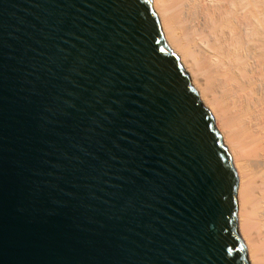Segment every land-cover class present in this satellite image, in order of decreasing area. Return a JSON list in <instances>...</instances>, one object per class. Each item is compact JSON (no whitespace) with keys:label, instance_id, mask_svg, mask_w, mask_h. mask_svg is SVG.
<instances>
[{"label":"water","instance_id":"95a60500","mask_svg":"<svg viewBox=\"0 0 264 264\" xmlns=\"http://www.w3.org/2000/svg\"><path fill=\"white\" fill-rule=\"evenodd\" d=\"M238 188L152 0H0V264H250Z\"/></svg>","mask_w":264,"mask_h":264},{"label":"bare ground","instance_id":"6f19581e","mask_svg":"<svg viewBox=\"0 0 264 264\" xmlns=\"http://www.w3.org/2000/svg\"><path fill=\"white\" fill-rule=\"evenodd\" d=\"M238 176L250 264H264V0H152Z\"/></svg>","mask_w":264,"mask_h":264}]
</instances>
